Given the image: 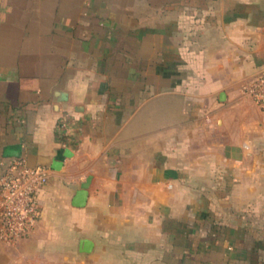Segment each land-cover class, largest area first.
I'll list each match as a JSON object with an SVG mask.
<instances>
[{
    "label": "crops",
    "instance_id": "obj_1",
    "mask_svg": "<svg viewBox=\"0 0 264 264\" xmlns=\"http://www.w3.org/2000/svg\"><path fill=\"white\" fill-rule=\"evenodd\" d=\"M263 70L264 0H0V171L49 173L0 264H264Z\"/></svg>",
    "mask_w": 264,
    "mask_h": 264
},
{
    "label": "built area",
    "instance_id": "obj_2",
    "mask_svg": "<svg viewBox=\"0 0 264 264\" xmlns=\"http://www.w3.org/2000/svg\"><path fill=\"white\" fill-rule=\"evenodd\" d=\"M261 111L264 119V70L246 82L241 89ZM73 121L67 116L59 119L56 133L69 139ZM49 178L42 166L31 167L23 159H14L0 171V242L14 244L26 238L39 220V193Z\"/></svg>",
    "mask_w": 264,
    "mask_h": 264
},
{
    "label": "water",
    "instance_id": "obj_3",
    "mask_svg": "<svg viewBox=\"0 0 264 264\" xmlns=\"http://www.w3.org/2000/svg\"><path fill=\"white\" fill-rule=\"evenodd\" d=\"M220 100H223V95L220 96ZM89 182L90 180L87 179L83 184H81L79 189L76 191L74 199L72 201V205L74 207L79 208L84 206L88 195ZM82 245L84 252H89L92 247V243L88 241H83Z\"/></svg>",
    "mask_w": 264,
    "mask_h": 264
}]
</instances>
